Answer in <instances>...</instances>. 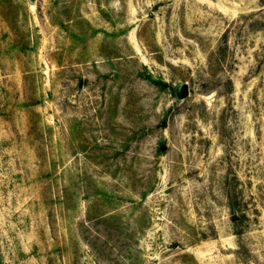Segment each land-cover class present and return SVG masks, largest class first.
<instances>
[{
  "label": "rangeland",
  "instance_id": "1",
  "mask_svg": "<svg viewBox=\"0 0 264 264\" xmlns=\"http://www.w3.org/2000/svg\"><path fill=\"white\" fill-rule=\"evenodd\" d=\"M0 264H264V0H0Z\"/></svg>",
  "mask_w": 264,
  "mask_h": 264
}]
</instances>
